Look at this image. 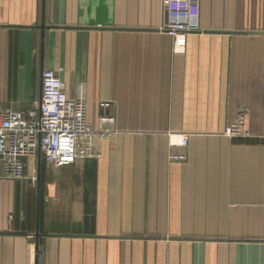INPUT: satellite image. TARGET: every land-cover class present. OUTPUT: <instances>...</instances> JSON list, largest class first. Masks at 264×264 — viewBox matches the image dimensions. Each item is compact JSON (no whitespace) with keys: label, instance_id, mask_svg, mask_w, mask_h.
I'll return each mask as SVG.
<instances>
[{"label":"crops","instance_id":"0c3cea01","mask_svg":"<svg viewBox=\"0 0 264 264\" xmlns=\"http://www.w3.org/2000/svg\"><path fill=\"white\" fill-rule=\"evenodd\" d=\"M164 24L162 0H0V111L34 109L51 69L116 131L0 178V264H264V0H201L183 53Z\"/></svg>","mask_w":264,"mask_h":264},{"label":"built area","instance_id":"2783aa9c","mask_svg":"<svg viewBox=\"0 0 264 264\" xmlns=\"http://www.w3.org/2000/svg\"><path fill=\"white\" fill-rule=\"evenodd\" d=\"M167 24L161 28L173 38L174 51L185 52L187 37L202 32L201 0H162ZM85 85L78 87L76 99H71L59 74L46 69L42 74V97L28 111H0V178L23 181L27 178V162L38 153L54 167H67L79 160L99 159L94 146L96 139H105L116 131L102 117L98 130L87 119ZM103 104L102 107H109ZM249 111L242 109L236 121L227 129L231 138L248 135L246 120ZM188 145L184 139L182 146ZM172 161H186V155L171 156ZM34 183L36 179H33Z\"/></svg>","mask_w":264,"mask_h":264},{"label":"water","instance_id":"95a60500","mask_svg":"<svg viewBox=\"0 0 264 264\" xmlns=\"http://www.w3.org/2000/svg\"><path fill=\"white\" fill-rule=\"evenodd\" d=\"M38 194L39 195H38V207H37V240L39 239V236H40L39 231H40V224H41L40 186H39ZM36 245L37 246L39 245V241H37Z\"/></svg>","mask_w":264,"mask_h":264},{"label":"rangeland","instance_id":"374dc122","mask_svg":"<svg viewBox=\"0 0 264 264\" xmlns=\"http://www.w3.org/2000/svg\"><path fill=\"white\" fill-rule=\"evenodd\" d=\"M33 203H35V191H34V200H33ZM33 211H34V214H33V217H32V220L34 219L35 220V206L33 207ZM33 220V223L32 225L30 226L31 229H36V225H35V221Z\"/></svg>","mask_w":264,"mask_h":264},{"label":"trees","instance_id":"16d2710c","mask_svg":"<svg viewBox=\"0 0 264 264\" xmlns=\"http://www.w3.org/2000/svg\"><path fill=\"white\" fill-rule=\"evenodd\" d=\"M41 203H42V201H41ZM42 225H43V209H41V224H40V229H42Z\"/></svg>","mask_w":264,"mask_h":264}]
</instances>
